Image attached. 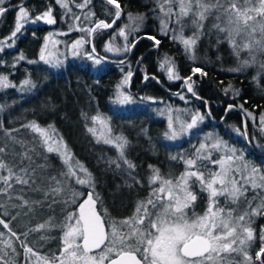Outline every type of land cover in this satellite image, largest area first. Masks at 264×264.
Segmentation results:
<instances>
[{
  "label": "snow or ice",
  "instance_id": "snow-or-ice-1",
  "mask_svg": "<svg viewBox=\"0 0 264 264\" xmlns=\"http://www.w3.org/2000/svg\"><path fill=\"white\" fill-rule=\"evenodd\" d=\"M70 3L83 10L91 0H56V4L64 10L63 15L70 16L73 21H79L81 17L72 12ZM105 3L114 8V12L105 9L108 15L113 16L111 23L93 19L95 13L89 11L84 19L92 26L73 28L70 25V31H81L87 36H93L112 28L125 10L118 0H105ZM155 5L163 14L157 17L160 19L161 35H168L171 31L173 41L183 45L185 53L194 65L198 58L192 53L198 40L215 30L217 43L226 41L238 60L236 66L227 69L228 72L240 74L250 67L258 66L259 72L253 77V81L258 82L259 77L264 76V0H155ZM12 7L16 11L14 29L6 40H0V52L15 46L18 34H23L22 30L26 25L40 22L45 25L57 23L51 6L35 16L30 15L32 9L25 6V0ZM9 10V0H0V17ZM155 10L156 8L153 9ZM173 17V22L179 26L178 32L175 28H169ZM145 18L144 14L127 13L129 23L116 31L125 43L123 46H116V34H113L105 46V51L117 56L130 52L135 47L136 39L130 40L129 37L140 32ZM210 19L213 22L207 27L204 22ZM189 20L193 32L185 38L184 30L189 27ZM147 39L152 40L157 47L161 43L153 36H147ZM49 40L50 36H46L39 59L50 67H59L63 61L47 52ZM241 40L243 42H240ZM85 42V37L75 40L69 46L70 54L91 61L93 67L107 62V57L96 54L94 46L91 51L85 49ZM243 51L248 52V58L241 56ZM25 59L23 53H20L15 57L12 66L15 67L16 63ZM27 62L31 64L36 61ZM124 62L123 59L119 61L120 64ZM158 67L165 71L169 81L183 80L187 91L197 99H202L193 86V77L197 74L201 78L207 77L206 70L193 66L192 74L182 77L176 70L174 60L167 54L163 61L158 63ZM132 75L133 72L129 70L115 86V103H133L131 94L123 91L129 85ZM144 79L148 80L149 77L145 75ZM10 87L16 85L11 83L8 76L0 74V89ZM35 87V82L27 78L19 86L21 91H30ZM222 91L225 95L231 92L233 99L240 96V89L231 84L224 86ZM177 95L187 103L184 95ZM204 103L207 105L208 102ZM235 107V104H229L226 112ZM239 107L244 112L246 121L258 120L253 127L264 137V112L257 117L253 111L244 109L242 104ZM2 110L0 107V111ZM160 111L162 114L168 112L165 132L167 140H177L189 134L198 129L205 120V115L199 110H175L177 113L183 112L190 120H185L180 115L173 118L171 109ZM82 115L86 120L89 119L87 114ZM90 119L93 124L99 123L106 130L96 136V142H103L116 149L117 157L110 159L108 164L121 169L122 162L128 169H134L135 165L126 155L130 144L127 137L122 132L115 133L107 117L99 112ZM21 127L37 135L28 141L12 135L20 129L7 130L0 125L4 137L0 139V225L19 241L26 254V264H30L32 257H36L37 264H253L250 249L257 240L259 248L255 252L254 260L264 264V227L260 228L258 235L252 227V218L264 215V195L258 194L252 199H248L246 195L249 188L253 191L259 189L264 193V169L252 164L240 149L214 133L204 134L193 153L171 157L184 165V171L178 177H165L160 169L149 165L152 174L149 176L148 198L138 202L133 216L116 221L96 211L98 206L103 207V202L96 192L95 178L78 159L73 161L72 153L63 139L58 138L54 126L45 128L36 121H29ZM88 131L95 136L97 130L90 127ZM236 131L249 142L258 139L249 133L247 123L244 124L243 131ZM15 144L21 146V152L15 151ZM45 152L60 156L64 167L59 172L54 173ZM6 156H11L12 160H6ZM37 157L44 162L38 163ZM73 180L80 186L79 189L74 186ZM133 180L140 183L135 177ZM196 186H199L201 192H206L208 197V206L202 215L194 211V203L198 199L194 191ZM29 193H39L41 198L34 199ZM221 197L224 198L223 204ZM257 200L259 202L254 203ZM61 202L66 205L61 223H54L50 218L22 233L24 237H28L31 233L38 232L39 240L43 241L49 238L48 233L53 228H59L63 232V247L56 253L40 256L34 247L20 240L12 225L22 215L30 216L37 208H52L54 204ZM229 202L236 205L245 203L247 208L242 214L234 216V213L239 212V207L226 208ZM190 208L193 209L191 213L187 211ZM4 235L0 230V244L3 245L0 247V264H19V251L15 242L4 240ZM237 256L242 259H237Z\"/></svg>",
  "mask_w": 264,
  "mask_h": 264
},
{
  "label": "trees",
  "instance_id": "trees-1",
  "mask_svg": "<svg viewBox=\"0 0 264 264\" xmlns=\"http://www.w3.org/2000/svg\"><path fill=\"white\" fill-rule=\"evenodd\" d=\"M20 2L21 0H9L11 10L0 17V40H5L13 31L16 11L12 6ZM118 2L125 10L122 18L114 24L112 30L93 40L96 53L110 60L101 66L68 62L61 69L54 71L39 62L38 53L44 37L56 25L25 26L23 34H18L15 46L0 54V74L8 76L11 83L16 85L0 93L2 105L0 107L3 108L0 111V121L3 129H20L26 132L28 129L22 128L21 125L29 121H36L45 128L49 125L54 126L58 138L63 139L67 149L72 153L73 160L78 159L94 176L96 192L103 202V207L98 206L97 211L102 216L111 217L116 221L133 216L138 202L148 198L150 192L148 178L151 172L149 165L160 169L165 177L171 178L179 173L180 164L171 159L173 153L178 151V145L170 144L165 139V121L156 114V108L162 104L181 108L182 101L178 93L186 97L187 105L205 115L199 132L214 133L240 149L251 163L257 166L264 164V137L253 127L258 120L246 121L244 112L239 107L242 104L244 109L253 111L257 117L264 112V76H260L259 81L254 82L253 77L258 75L254 67L240 74L228 72V68L237 64L231 46L226 41L218 44L216 37L206 35L197 42L194 55L198 59L194 65L189 55L185 53L183 45L173 41L171 31L168 35H161L160 19L157 18L160 12L155 0ZM25 6L32 9L31 16L42 13L51 6L55 19L57 21L60 19L61 10L55 0H25ZM106 8L112 10L111 5H107L105 0H91L86 10L95 13L94 19L111 23L112 16L105 12ZM127 13L144 14L146 17L140 32L129 37L130 40L136 39L135 47L122 56L109 57L102 47L111 34H116L119 28L129 23ZM169 28L177 30V26L172 23L169 24ZM147 36L159 39L160 45L155 46ZM20 53H23L26 59L13 67L15 57ZM166 54L174 60L176 70L182 77L191 75L193 66L207 71V77L201 78L199 74L193 77L195 81L193 86L202 99H197L189 93L183 86V80L167 79L165 71L158 67V63L163 61ZM121 59L125 61L124 64L119 63ZM28 60L36 62L30 64ZM129 70L133 72L129 88L138 104L120 108L114 102L115 86ZM145 75L149 77L148 80L144 79ZM26 78L34 81L36 87L30 91H21L19 86ZM228 84L240 89L239 97L233 99L231 92L225 95L222 89ZM204 101L208 102L207 105ZM229 104H235L236 107L226 112ZM97 112L108 118L109 125L115 133L122 132L130 141L126 155L135 165L134 169H128L122 162L121 169L108 164L110 159L116 158L115 150L98 144L92 138L87 129L89 119L86 120L82 115L87 114L90 118ZM245 123L248 125L249 133L258 139L249 142L237 134L236 129L243 131ZM13 133L20 137V133ZM29 136L32 138L34 135L29 132ZM45 155L49 157L53 171L59 172L64 167L56 155L49 153ZM133 177L140 183L134 182ZM38 215L40 216V213L36 210L30 216H24L27 218L24 223L18 218L12 226L20 240L34 247L38 255L58 252L63 234L59 228H53L48 233L49 238L43 241L39 240L38 232H33L28 237H24L22 233L50 218L54 223H61L64 212L59 214L56 211L43 218ZM257 224H260V228L264 227V215L258 217ZM0 230L5 233L4 240L15 242V247L19 251L17 256L19 264H26V254L16 237L10 236L2 225ZM255 230V234L258 235L259 229ZM0 247L3 245L0 244ZM253 247L258 250V240ZM31 262L37 264L36 257H32Z\"/></svg>",
  "mask_w": 264,
  "mask_h": 264
},
{
  "label": "rangeland",
  "instance_id": "rangeland-1",
  "mask_svg": "<svg viewBox=\"0 0 264 264\" xmlns=\"http://www.w3.org/2000/svg\"><path fill=\"white\" fill-rule=\"evenodd\" d=\"M55 2H56V0H55ZM76 2H82V0H76ZM57 6L59 7V5H57ZM69 6H70L72 12H74V13L77 14V15H79V16L81 17V19H80L79 21H73V20L70 18V16H68V15H63L64 10L61 9V8L59 7L60 10H61L60 19L57 21L56 24H54V26L56 25V27H55L54 29L50 30V32H48V33L45 35V37H46V36H50V40L48 41V44H47V52H50V53L53 54L54 57H58L59 59H61V60L63 61V63H62L59 67H50V66L44 64L43 61H40L39 57H40V53H41V48H42V46L45 45V37H44V40H43L42 46H41V48H40V50H39V53H38V61L41 62L42 64H44L45 66H47L48 68H50L51 70H54V71H57V70L61 69V68H62L66 63H68V62H79V63H91V64H92L91 61H89V60H87V59H85V58H82V57H73V56L70 54V52H69V46H70L75 40L80 39V38H82V37H85V38H86V42L84 43L83 47H84L85 49H87L88 51H91L92 47L94 46V44H93V40H94L95 38H98V37L101 38V36H102L103 34L105 35V33H107L109 30H112V29H113V27H112V28H110V29L103 30V31L100 32L99 34H94L93 36H87L86 33L81 32V31H76V30H71V31H70V25H71L73 28H75V27H77V26L91 27L92 25L89 23V21H87V20L84 19V16H85L90 10H86L87 8H85V9H83V10L78 9V8L75 7L74 4H71V3H70ZM111 7H112V11L114 12V8H113V6H111ZM175 10L178 11V8H176ZM159 12H160V11H159ZM159 15H160V16H163L162 13H159ZM62 16H63V18H62ZM111 16H112V15H111ZM54 18H55V17H54ZM121 18H122V17H121ZM93 19H94V17H93ZM111 19H113V16L111 17ZM186 19H187V18H186ZM174 20H175V17L172 18V21H170L169 24L172 23L173 25L177 26V32H178V31H179V26L176 25V24L173 22ZM117 21H118V20H117ZM117 21H116V22H117ZM212 22H213V21L210 19V20L205 21L204 23H205V25H206L207 27H210ZM188 23H189V27L186 28V29L184 30V36H185V38L191 36V35H192V32H193V28H192L191 25H190V20L188 21ZM36 25H45V24H43L42 22H40V23H37V24H28V25H26V26H36ZM48 26H53V25H48ZM113 26H114V25H113ZM57 33H66V34L61 35V34H57ZM111 35H113V34H111ZM206 36L216 37L215 30H213V33H212V34H209V35H206ZM111 38H112V36L107 38L106 42L104 43V45H103V47H102V50L105 52L106 55L108 54L109 57H115V56H117V55H114V54L111 53V52H106V51H105V46L110 42ZM5 40H6V39H5ZM52 41H57L58 43H55V44H54V43H52ZM198 41H199V40H198ZM6 42H7V41H6ZM240 42H243V41L241 40ZM114 43H115L116 46H123V44H124L125 42H124V40H123L122 37H119L118 34H116V38H115ZM229 46H230V45H229ZM231 48H232V47H231ZM6 49H9V48H5L4 50H6ZM10 49H11V48H10ZM195 49H196V46H195ZM195 49H194V51H195ZM232 50H233V49H232ZM1 53H2V52H0V54H1ZM192 54H194V52H193ZM241 56L244 57V58H248L249 54H248L247 51H243V52H241ZM235 57H236V55H235ZM236 61H237V63H238L237 57H236ZM100 66H101V65H100ZM254 68L259 72V68H258V66H254ZM11 88H12V87H10V88H5V89H0V93L4 92V91H6V90H9V89H11ZM186 89H187V88H186ZM123 91H125L126 93H130L131 96H132V98H133V94L131 93V90H130V88H129V85H128L126 88H124ZM115 100H116V97H115ZM181 101H182V107H181V108H173V107H171V106H169V105H165V104H162V105H160L159 107L156 108V114H157L160 118H162V119L165 121L166 130H167V125H168V112L165 111V112L162 114V112H161L160 110H168V109H171V110H172V116H173V118H175L177 115H180V116H181L183 119H185V120H190V117L184 115L183 112L177 113L175 110L180 109V110H192V111H195V110L193 109V107L187 105L188 102L186 103L185 100H181ZM115 104H116L117 107L125 108V107H131V106H134V105L138 104V102L133 98V103H130V104H124V105H121V104H119V103H115ZM0 106H2V105H0ZM102 116H103V115H102ZM107 119H108V118H107ZM204 121H205V120H204ZM108 122H109V120H108ZM257 123H258V121H257ZM0 125H1V121H0ZM201 125H202V124L199 125V128H198V129H194V130H192L189 134L184 135V136L180 137V138L177 139V140H168V142H169L170 144H176V145H178V151H177L176 153H173L172 156H181V155L187 156L188 154L194 152L195 147L198 146L199 142L203 139L204 134L207 133V132H206V133H201V132H199V129L201 128ZM90 127L95 128V129L97 130L95 136L93 135V133H91V132L88 131L89 134L92 136V138H93L95 141H96V136H100L101 133H102L103 131H106L105 129L102 128V126H101L99 123H97V124H93L92 120L89 118V121H88V128H90ZM88 128H87V129H88ZM29 132H31L29 129H28L26 132H24V131H19L18 133H20V137L18 136L17 133H12V135L17 136V138H23V139H25V140L30 141L31 138H30V136H29ZM209 133H211V132H209ZM32 134H33L34 136L37 135L36 133H32ZM3 138H4V137H3V132L0 131V139H3ZM98 144H101V145H103V146H108V147H110V148H113V149L115 150L116 157H117V152H116V149H115L114 147H112V146H110V145H107V144H104L103 142L98 143ZM13 147H14L15 151L18 152V153L22 151L21 146H20L19 144H15V145H13ZM45 153H46V152H45ZM52 154L56 155V156L60 159V161H61V158H60L59 155H57V154H55V153H52ZM245 158H246V157H245ZM5 159H6V160H12V157H11V156H6ZM17 159H18V157H17ZM247 160H248V159H247ZM73 161H74V160H73ZM176 161H177V163L180 164V169H179V173H178L176 176H174V177H178V176L180 175V173L184 171V165H183V163L180 162L179 160H176ZM248 161H249V160H248ZM37 162H38V163H43L44 161H43L42 159H40L39 157H37ZM61 162H62V161H61ZM252 164H253V163H252ZM256 166H257V165H256ZM257 167H259V168H261V169H264V164L261 165V166H257ZM56 172H57V171H56ZM54 173H55V171H54ZM5 174H6V173H5ZM78 174H79V175H83V173H79V172H78ZM151 174H152V173L150 172L149 176H151ZM148 182H149V178H148ZM72 183L74 184V186H75L76 188L78 187V189H79L80 186L77 185V184H75L74 180L72 181ZM148 185H149V183H148ZM149 186H150V185H149ZM17 187H19V186H17ZM194 191L196 192V194H197V196H198V199H197V200L195 201V203H194V211H195L197 214L202 215V214L205 212V210H206V208H207V206H208V197H207V193H206V192H201L199 186H196L195 189H194ZM258 194H260V195H264V193H261L259 189L256 190V191H253V190H251V189L249 188L248 192L246 193L248 199H252L254 196H257ZM29 195H30L32 198H34V199H40V198H41L39 193H29ZM220 199H221V202H222V204H223V200H224V198L221 197ZM241 199H243V198H241ZM16 202L19 203V201H16ZM258 202H259V201L257 200V201H255L254 203H258ZM237 207H239V212L234 213V216H235V215L242 214L243 211H244V209L247 208V204H245V203H240L239 205H236V204H231V203L229 202V203L226 205V208H237ZM65 208H66V205H65L63 202H61V203H58V204H54V205L52 206V208L44 207V208H37L36 210L40 213V216H39V215H38V216H39L40 218H43V217H47L48 215H50V213H54V212H56V211H58L59 214H63ZM18 211H19V210H18ZM187 211H189V212L191 213V212L193 211V209L190 208V209H188ZM260 216H261V215H258V216H256V217H253V218H252V219H253L252 227H253L254 229L258 228V229L260 230V224H257L258 217H260ZM19 219H21V223H24V222L27 220V218L24 217V216H21ZM258 226H259V227H258ZM62 236H63V234H62ZM62 236H61V240H60V243H59V247H58V249H60L61 247H63V244H62ZM255 252H256L255 248L252 247V248L250 249V254H251V256L253 257V264H256V263L259 262V261H255V260H254ZM233 255H235V254H233ZM236 258H237V259H242V257H238V256H237ZM31 264H35V262H31Z\"/></svg>",
  "mask_w": 264,
  "mask_h": 264
},
{
  "label": "water",
  "instance_id": "water-1",
  "mask_svg": "<svg viewBox=\"0 0 264 264\" xmlns=\"http://www.w3.org/2000/svg\"><path fill=\"white\" fill-rule=\"evenodd\" d=\"M96 54H97V53H96ZM107 62H110V60L107 59ZM96 211H97V209H96ZM96 251H98V250H96Z\"/></svg>",
  "mask_w": 264,
  "mask_h": 264
},
{
  "label": "flooded vegetation",
  "instance_id": "flooded-vegetation-1",
  "mask_svg": "<svg viewBox=\"0 0 264 264\" xmlns=\"http://www.w3.org/2000/svg\"><path fill=\"white\" fill-rule=\"evenodd\" d=\"M99 251V250H98Z\"/></svg>",
  "mask_w": 264,
  "mask_h": 264
}]
</instances>
